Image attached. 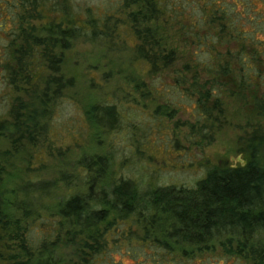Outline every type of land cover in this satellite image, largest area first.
<instances>
[{
	"label": "trees",
	"instance_id": "trees-1",
	"mask_svg": "<svg viewBox=\"0 0 264 264\" xmlns=\"http://www.w3.org/2000/svg\"><path fill=\"white\" fill-rule=\"evenodd\" d=\"M81 1L0 0V140L9 142L0 150V241L10 251L0 260L124 264L114 254L132 246L130 264H212L208 254L220 247L214 264H264V0ZM78 38L141 62L146 69L131 82L142 97L164 98L170 78L174 95L192 106L183 127L196 147L233 126L231 108H250L263 121L237 126L245 165L219 161L192 187H143L116 178L107 158L93 154L70 171L58 167L54 180L29 160L27 172L5 179L22 145L43 149L74 85L62 66ZM103 111L113 113L111 125ZM85 116L95 128L118 123L114 104H93Z\"/></svg>",
	"mask_w": 264,
	"mask_h": 264
},
{
	"label": "rangeland",
	"instance_id": "rangeland-1",
	"mask_svg": "<svg viewBox=\"0 0 264 264\" xmlns=\"http://www.w3.org/2000/svg\"><path fill=\"white\" fill-rule=\"evenodd\" d=\"M111 1L114 0L81 2L107 7ZM63 61V74L74 81L67 92L68 99L57 107L43 149L36 153L30 146L22 145L18 154L12 153L5 165V179L13 172H27V166H31L29 160L35 165L42 162L38 166L42 168L37 174L39 177L54 180L58 167L61 169L65 165L62 171H70L80 157L93 154L107 158L109 169L115 171L116 178L132 179L143 187L149 184L192 187L209 166L219 161H225L231 167L245 165L246 156L237 151V126H241L246 118L252 122L263 121L250 108H242L236 113L231 108L229 115L233 126L219 130L210 146L196 147L186 138L187 130L183 127L184 122L192 121V106L174 95L168 86L171 85L170 78L162 81L164 86L157 83L162 87L159 88L160 95L164 98L142 97L134 91L135 83L131 82L137 78V71H145L141 62H135L127 51H110L104 43H92L82 38L72 42L64 52ZM142 80L147 79L143 76ZM127 91H132V96H128ZM98 103L114 104L118 123L112 128H109L113 119L111 111L100 114L109 124L104 128H95L88 122L86 109ZM48 145L55 147L49 151L46 150ZM6 149L9 150V142L0 140V150ZM47 202L50 206L54 204L51 199ZM4 241H0V253L5 260L10 251ZM215 248L214 255L208 254L212 264L218 263L216 256L222 254L220 247ZM122 251V254L115 253L114 258H121L124 264L132 263L130 256L135 252L132 246ZM4 260H0V264L8 263ZM242 262L234 260L232 264H251Z\"/></svg>",
	"mask_w": 264,
	"mask_h": 264
}]
</instances>
